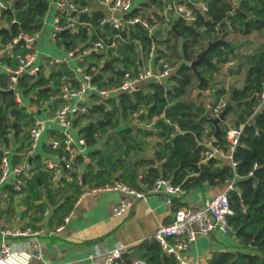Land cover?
Returning <instances> with one entry per match:
<instances>
[{
    "label": "trees",
    "instance_id": "16d2710c",
    "mask_svg": "<svg viewBox=\"0 0 264 264\" xmlns=\"http://www.w3.org/2000/svg\"><path fill=\"white\" fill-rule=\"evenodd\" d=\"M79 1L87 3V0ZM152 1L155 6L158 4L157 0ZM204 1L207 10L197 11V18L191 24L179 17L171 24L174 29L160 23L151 32L137 23L121 28L118 33L124 40L115 45V51L111 48L107 51L114 58L112 64L101 66L100 60L106 54L103 51L82 55L77 64L85 65L99 87L117 86L123 71L139 66L141 57L147 56L151 48L153 67H160L163 60L175 69L161 82L142 81L132 93L113 92L101 101L93 94L87 110L73 119L86 148L74 157L75 163L82 164L83 182L77 184L75 170L66 165L65 175L53 186L42 153H33L28 157L31 173L22 177L19 188L15 189L10 182L0 186L8 200L5 208L0 209L4 224L14 213L11 204L15 197L24 207L21 215L30 214L31 222L22 227H34L33 223L42 218L47 207L53 210L50 220L55 221L51 222L60 225L84 187H94L107 180L117 179L142 189L164 176L189 190L205 184L223 186L226 180L233 179L234 188L227 195L232 209L227 215V232L235 243L212 251L203 264H264V99L260 97L264 81V0ZM140 3L131 14L144 9L146 2ZM48 4L49 0H12L9 7L0 9V44L20 31L40 29ZM102 14L100 9L80 12L77 18L86 24H80L78 31L56 32V45L81 52L97 38L91 27L109 41L116 30L99 25ZM146 16L150 24L160 18L155 10H148ZM219 36L227 42L212 46L195 65L203 77L199 80L188 63L208 39ZM2 59L15 64L11 57ZM220 75L223 77L219 82ZM237 75L240 85L229 84L226 89L224 76ZM74 77L75 71L62 61L49 66L48 72L41 66L36 74L23 73L18 87L25 102L38 107L47 102L46 110H54L62 103L58 96L62 84L67 81L73 84ZM8 85L9 74L0 70V90H7ZM205 90H210L207 103ZM223 95L227 101L225 120L220 122V130L214 136L211 119L215 116L210 107ZM13 96L0 92V158L1 147H11L12 164L22 159L28 147V128L35 119L34 111L18 105ZM151 120L150 126L144 125ZM229 126L241 128L232 153L235 168L216 157L202 160L204 140L214 137L213 143L222 146ZM57 136V130L52 129L50 137ZM146 137L155 139L152 156L145 154ZM41 150L59 157L65 153L61 146L53 148L46 142ZM178 199L170 202L175 210L183 205ZM144 244L142 264H179L155 240ZM131 260V254L122 252L117 264H128Z\"/></svg>",
    "mask_w": 264,
    "mask_h": 264
},
{
    "label": "built area",
    "instance_id": "2783aa9c",
    "mask_svg": "<svg viewBox=\"0 0 264 264\" xmlns=\"http://www.w3.org/2000/svg\"><path fill=\"white\" fill-rule=\"evenodd\" d=\"M158 4L153 3L152 0H87V3H81L79 0H49L48 9L53 8L55 13L51 22L50 38L55 41L56 32L62 30L78 31L80 24H86L82 20H78L80 12H89L92 9H100L103 11L99 19V25H108L116 32L110 37V40H105L101 35L91 27L90 31L96 35V39L83 47L81 52L76 53L74 50L66 49V54L61 56L50 57L47 65L60 64L64 61L67 65L72 62L81 61L82 55L88 54L91 51H103L106 54L101 58L100 63L108 60L110 56L107 54L108 49L115 51L116 44L120 40H124L118 32L121 28L133 24H141L147 28L149 32L157 24L164 26H171L173 20L181 18L185 23H194L197 18V11H206L207 6L204 0H157ZM12 0H0V9L9 7ZM140 2H146L144 9H140L139 14H131L135 8L141 6ZM155 8V11L160 15L159 20H155L150 24L147 19V11ZM142 12L144 14H142ZM48 13V10H47ZM46 13V15H47ZM46 15L43 19V24L46 20ZM14 21V20H13ZM42 24V26H43ZM41 26V27H42ZM40 29L33 32L20 31L16 36L1 42L0 44V70L9 74L8 89H11L13 98L18 105H25L23 93L18 87V82L23 73L36 74L41 68L36 63L39 51L36 44L41 34ZM19 43V41H21ZM56 42V41H55ZM136 43V42H135ZM153 56V49L149 50L148 56ZM11 57L15 64H8L2 58ZM231 63V62H229ZM42 66V65H41ZM81 71L79 77H75V82L72 84L67 81L62 84L59 92V97L62 103L54 109L53 113L47 115V121H51L57 126V137L49 139V143L53 148L61 146L65 153L60 157L50 154L43 157L45 167L50 171V180L53 186H56L60 179L65 175L60 161H64L66 165L75 170V180L77 184L83 182L82 164L74 162V157L83 153L85 145L84 139L75 133L73 119L76 115L82 114L90 104L87 101V96L96 94L99 101L103 97L108 96L113 92L125 91L132 93L138 90L142 81L147 79H155L160 81L170 75L175 67L167 61H161L160 67L154 68L150 64L143 65L139 63L134 69L124 70L119 84L115 87H99L92 80V74L85 70V65L80 66ZM72 70H75L72 68ZM45 71V70H44ZM260 97L264 99V81L261 83ZM1 91V90H0ZM227 101L221 97L217 100L211 109L213 116H218L222 109L226 108ZM45 118H35L32 125L28 128V147L22 159L16 163H11L12 149L8 146L1 147L2 155L0 158V186L5 182L13 184L15 189H18L22 183V177L31 173V163L28 157L35 153L39 137L43 132L45 125ZM152 120L144 123L145 126H150ZM241 128L229 126L225 135V143L220 146L214 144V137L204 140L203 144L206 148L203 150L202 160L216 157L220 160L227 161L233 168L236 162L233 159L232 153L238 142ZM223 189L207 198L203 205L197 208L184 206L177 208L172 218L164 223L156 226L152 234L153 240L160 246V248L167 253L174 255L179 264H190L182 255V251L187 247V243L196 238L199 234L209 233L212 231L226 232L227 215L232 212L228 202V192L234 188L233 179L226 180L223 184ZM104 191H122L132 195L136 199L144 200L151 194H161L167 202H171L173 198H181L187 192V189L179 184H174L168 177H157L150 185L143 186L138 189L121 182L117 179L104 181L94 187H84V190L79 196H84L91 192ZM128 203L120 201L113 205V215L119 216L127 209ZM70 210L63 218V222L67 221ZM58 225L57 228H60ZM42 229H36L30 226L22 227L19 224L5 225L0 228V238H25L26 236L41 233ZM7 240L0 244V261L6 262L10 258L17 256L20 260L26 262L29 257L40 258L42 251L37 244H30L28 242H18L14 240ZM124 247L121 244H116L112 249L101 253L98 250L88 253L90 264H117ZM45 264H62L60 262H46ZM128 264H142L140 260H133Z\"/></svg>",
    "mask_w": 264,
    "mask_h": 264
},
{
    "label": "crops",
    "instance_id": "0c3cea01",
    "mask_svg": "<svg viewBox=\"0 0 264 264\" xmlns=\"http://www.w3.org/2000/svg\"><path fill=\"white\" fill-rule=\"evenodd\" d=\"M50 9L54 11L51 7L48 9V13L53 12L52 10L50 11ZM47 23L46 19L41 27V34L36 44L37 50L39 51L36 63L39 64L40 67L42 65L43 70L46 72H48L49 66H53L47 65L46 70L45 64H47L50 57H53L50 55L52 54V51L54 53L57 52L54 56L66 54V49L62 46L60 47L56 45L55 41L50 38L49 31L47 35L45 34V26ZM43 39H45L46 43H41V40ZM54 49H58L61 52L54 51ZM139 63L143 65L150 64L153 67V56L147 55L141 57ZM68 66L75 69V77H79L81 69L77 62H72ZM223 69L225 68L223 67ZM237 76H239L240 81V75ZM236 77L224 76V80L226 83H229L232 81L230 78ZM162 80L166 79L164 78ZM236 85H240V83H237ZM92 95L93 94L87 96L85 99L90 102ZM27 103L28 101L26 102V105ZM47 104V102H44L39 107L35 105L41 110V113L37 114L34 112L35 118L46 119L36 149V152L42 153V160L43 157L50 154L41 150V145L43 142L49 143V139L52 138L50 137V131H52V129L57 130L56 124L47 121V115L52 114L54 111L46 110ZM223 120H225V117ZM221 121H219L218 126ZM74 129L77 134L76 127H74ZM154 140L155 139L153 138V142ZM153 142H149L146 146L145 154L147 156H152L154 153L155 148L150 146ZM149 146L152 150L150 151V154H147L146 152ZM85 150L86 148H84V151ZM223 186L205 184L202 188L194 187L187 190L183 197L178 200L183 202L182 207L190 206L192 208H197L203 205V202L207 198L220 192L223 189ZM120 201L128 203L127 209L119 216L113 215L111 207ZM7 204L8 200L6 198V192L1 191L0 187V209L5 208L3 205L6 206ZM11 206L14 213L10 216V221L5 225L19 224L21 226L30 221L29 213L21 215L24 207L19 203L18 197L14 198ZM71 210L72 212L69 214L68 220L65 222L62 220L60 228H57L59 223L56 224L55 222H51L55 221L54 218L53 220H50L53 210L52 207H47L42 218L33 223V228H40L43 230L41 233L26 236L25 238H0V244L3 240L7 241L13 239L18 242L26 241L30 244H37L42 251L40 258L32 256L24 262L17 258V256H14V258H10L6 262L3 260L0 261V264H45L46 262L90 264L88 259L89 252L98 250L101 253H105L107 250L112 249L116 244H121L124 247L123 252L131 254V261L137 259L142 262L141 254L146 248V244H144L145 241L153 239L152 234L157 225L167 222L172 218L175 206L173 203L167 202L161 194H151L144 200H141L122 191H104L91 192L84 194V196H78L72 203ZM3 220L4 219H0V225L4 224ZM234 243L235 240L233 236L227 231H212L199 234L194 240L189 241L185 250L182 251V255L190 264H203L212 251L223 250L225 247H230Z\"/></svg>",
    "mask_w": 264,
    "mask_h": 264
},
{
    "label": "water",
    "instance_id": "95a60500",
    "mask_svg": "<svg viewBox=\"0 0 264 264\" xmlns=\"http://www.w3.org/2000/svg\"><path fill=\"white\" fill-rule=\"evenodd\" d=\"M236 9H238V8H236ZM153 10H155V9H154V8H151L150 11L152 12ZM170 28L174 29V28H173V25H171ZM21 42H22V40L19 41V43H21ZM221 42H227V41H226L225 39H223L221 36H219V38L214 39V40H210V39H208L207 42H206L205 47H204L203 49H200V51L196 54L195 59L191 60V61L188 63L189 66L193 69V71H194L195 74L197 75V77H199V80H200V79H203V77L199 75V72H198L197 68L195 67V65H196L198 62H200L201 59H203V58L206 57V52H207L210 48H212V46L219 45V43H221ZM113 62H114V58H113V57H110L108 60L104 61V62L101 64V66H102L103 64H112ZM101 66H100V67H101ZM38 90H42V89H38ZM0 92L3 93V94H6V93H11L12 91H11V89H7V90H2V91H0ZM27 107H28L29 109H31L32 111H34L35 113H37V114H40V113H41V110L38 109L35 105H33V104L30 103V102L27 103ZM225 115H226V108L222 109L221 112L218 114V116L213 117V118L211 119L213 125L215 126L214 136H217V134H218V132H219V130H220V127L218 126V123H219V121H221V120L224 119ZM29 159H30V157H29ZM60 164H61V166H62L63 172H65V170H66V169H65V168H66V164H65V162H64V161H63V162L60 161Z\"/></svg>",
    "mask_w": 264,
    "mask_h": 264
},
{
    "label": "rangeland",
    "instance_id": "374dc122",
    "mask_svg": "<svg viewBox=\"0 0 264 264\" xmlns=\"http://www.w3.org/2000/svg\"><path fill=\"white\" fill-rule=\"evenodd\" d=\"M52 9H50V11H51ZM53 11V10H52ZM53 13H54V11L53 12H51V13H47V16H46V19H47V25L45 26L46 27V35L48 34V31L49 32H51L50 30H51V22H52V15H53ZM259 38H260V36H259ZM237 38H235L234 40H236ZM261 39V38H260ZM42 42H45V39H43V40H41V43ZM46 43V42H45ZM56 48V47H55ZM54 51H58V52H61L60 50H58V49H54ZM55 54H57V52L56 53H54L53 51H52V54H50V55H52V56H54ZM228 63H226V64H224L223 65V67L224 68H226V65H227ZM223 76L221 75L220 77H217V79L219 80V82L220 81H222L221 80V78H222ZM236 77V76H235ZM230 79H232V81L231 82H229V83H226L225 81H224V86L226 87V89L229 87L228 85L229 84H232V85H236L237 83H240V81H239V76H237L236 78H230ZM217 85V84H216ZM205 92V96H204V101H205V103H207L208 102V100H209V93H210V90H205L204 91ZM221 97H223L224 99H226V96L225 95H223V96H221ZM145 125V124H144ZM145 140L146 141H148V143L149 142H153V138H151V137H146L145 138ZM151 147H154L153 146V144L152 145H150ZM149 146V148H148V150H147V154H150V151L152 150V149H150L151 147ZM4 207H5V205H3ZM6 224V223H5ZM5 224H1L0 225V228H2V227H5Z\"/></svg>",
    "mask_w": 264,
    "mask_h": 264
}]
</instances>
